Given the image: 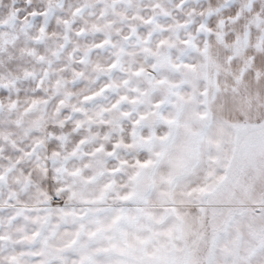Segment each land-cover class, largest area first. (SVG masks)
Wrapping results in <instances>:
<instances>
[{"label":"clouds","instance_id":"1","mask_svg":"<svg viewBox=\"0 0 264 264\" xmlns=\"http://www.w3.org/2000/svg\"><path fill=\"white\" fill-rule=\"evenodd\" d=\"M177 95L212 125H264V0H0L5 234L14 209L81 211L108 184L113 207L184 131Z\"/></svg>","mask_w":264,"mask_h":264},{"label":"snow or ice","instance_id":"2","mask_svg":"<svg viewBox=\"0 0 264 264\" xmlns=\"http://www.w3.org/2000/svg\"><path fill=\"white\" fill-rule=\"evenodd\" d=\"M176 103L184 131L160 160L136 162L113 207L101 206L108 184L81 211L14 209L7 234L0 217V264H252L264 253V125H212L195 95Z\"/></svg>","mask_w":264,"mask_h":264}]
</instances>
